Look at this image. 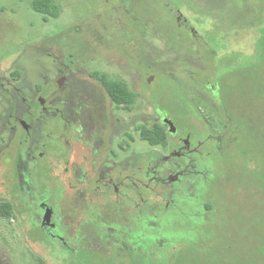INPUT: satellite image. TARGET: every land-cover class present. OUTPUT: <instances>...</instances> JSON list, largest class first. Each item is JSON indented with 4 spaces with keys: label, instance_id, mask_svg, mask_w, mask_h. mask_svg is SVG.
Masks as SVG:
<instances>
[{
    "label": "rangeland",
    "instance_id": "374dc122",
    "mask_svg": "<svg viewBox=\"0 0 264 264\" xmlns=\"http://www.w3.org/2000/svg\"><path fill=\"white\" fill-rule=\"evenodd\" d=\"M53 1L59 16L44 21L33 0H0V205L15 213L0 216V264H178L189 251L187 264H228L231 241L190 200L200 177L187 151L217 162L213 142L231 139L204 83L258 60L256 34L237 30L264 0ZM169 6L179 25L158 13ZM99 76L133 101L113 102ZM154 123L165 143L141 137ZM239 146L226 150L264 179Z\"/></svg>",
    "mask_w": 264,
    "mask_h": 264
},
{
    "label": "trees",
    "instance_id": "16d2710c",
    "mask_svg": "<svg viewBox=\"0 0 264 264\" xmlns=\"http://www.w3.org/2000/svg\"><path fill=\"white\" fill-rule=\"evenodd\" d=\"M32 5L35 11L43 15L45 21L59 16V7L53 0H33ZM158 13L179 25V15L176 17L174 8L159 9ZM182 23L187 26L188 32L193 31L189 22L183 20ZM237 32L256 34L260 48L258 60L235 68L214 80L209 79L204 86L216 97L220 110L238 134L246 151L260 157L264 164V6L252 23ZM99 79L115 102L128 104L133 101L134 92L123 82L106 76H99ZM140 135L153 145L165 143L168 138V133L160 123H154L152 127L143 126ZM218 159V162L201 159L199 192L190 200L204 198V208L200 205L199 216L203 217L205 211L214 212L219 220L214 227L210 225V228L218 227V230L225 227L230 233L233 251L230 253L229 264H264V181L244 168L234 156ZM14 215L11 203L4 202L0 205V216ZM194 255L189 251L180 258L178 264L193 262L196 258ZM78 260V264H88L82 258ZM142 262L162 264L160 258L155 260L146 257ZM195 264H198V259Z\"/></svg>",
    "mask_w": 264,
    "mask_h": 264
},
{
    "label": "flooded vegetation",
    "instance_id": "af4514ba",
    "mask_svg": "<svg viewBox=\"0 0 264 264\" xmlns=\"http://www.w3.org/2000/svg\"><path fill=\"white\" fill-rule=\"evenodd\" d=\"M42 18H43V15H42ZM44 20V19H43ZM45 21V20H44ZM48 21V20H47ZM178 21H179V18H178ZM104 85V84H103ZM105 86V85H104ZM105 88H106V86H105ZM106 90H107V92H108V94L110 95V97H111V99H112V101L113 102H115L114 100H113V98H112V96H111V94H110V92L108 91V89L106 88ZM116 104H124V105H128L127 103H117V102H115ZM218 103V102H217ZM218 105H219V103H218ZM173 107H175V115L177 116V117H180L181 119L183 118V102L182 101H180V102H178V101H176L174 104H173ZM219 107H220V105H219ZM61 118H58V120H59V122H60V124L62 125L63 124V122H61V120H60ZM225 120H226V118H225ZM226 123L228 124V126H229V129H232V137H234V138H232L231 137V139H229V140H226V139H223V138H221V137H217L216 139H215V141L213 142V146H215L216 148H217V150L220 152L219 153V155H218V158H220V157H224V156H226L227 158L228 157H230V156H234V157H236V159L238 160V152H234L233 150H226V148H227V143H230V141L232 140L233 141V143H236L238 146H239V143H240V145H242V149H241V152L242 151H244V152H246V153H248L250 156H252V157H254V158H256L257 160H259L260 162H261V164H262V166H263V168H264V164H263V161L261 160V158L260 157H258V156H256L255 154H253L251 151H246L247 149H245V146L242 144V142H240V139H238V137H237V135L238 134H236L235 132H234V129L232 128V126L228 123V121L226 120ZM55 124H57V123H54V124H52V126H54L55 127ZM164 128H165V130H166V132L168 133V135L170 134V132L166 129V127L163 125V124H161ZM23 128H25L26 129V131L28 130L27 129V127H25L24 126V123H22V125H21ZM54 127H51L50 128V130H48V132H50L49 133V136L47 137V138H49L50 139V137H52V139L54 138V139H57V138H55V136H58V134H56V132H55V129H60L61 131H63L64 130V127L62 126L61 128H55L54 129ZM191 143V141H188V140H183L182 141V138H179V145H181V146H185V149H186V151H187V148L189 149L190 147V144ZM240 147V146H239ZM191 150V149H190ZM192 151V150H191ZM193 153H191L190 151H187V155L188 156H191V155H193V157H194V159L192 160V162H191V166H192V168H193V170H194V172L196 173V175L198 176V177H200V161H201V159H204L203 157H201V155H200V153L199 152H197V151H192ZM41 154V153H40ZM220 159H218V161H219ZM217 161V162H218ZM242 166L244 167V168H246L245 167V165L244 164H242ZM249 172H251V173H253V174H255L254 172H252L251 170H249L248 168H246ZM256 176H258L257 174H255ZM258 178H260V179H262L263 181H264V179L263 178H261L260 176H258ZM200 180V179H199ZM199 192V181H198V187H197V190L195 191V193L193 194V197H194V195L195 194H197ZM179 202L181 203V201L179 200ZM186 201H183V203H185ZM211 213H213L212 214V220L214 221L213 222V225L214 224H216V222L219 220V216L217 215V214H214V212H211ZM212 225V226H213ZM214 227V226H213ZM217 228L218 227H216V228H214V229H216V232L218 233V235H221V236H225V234L227 235L226 237L229 239V241H231V245H232V251H233V240H231L230 238V233L228 232V230L225 228V227H223V228H221V229H218L217 230ZM218 235H216V236H218ZM231 251V252H232ZM229 262H230V260H229ZM229 264V263H228Z\"/></svg>",
    "mask_w": 264,
    "mask_h": 264
}]
</instances>
